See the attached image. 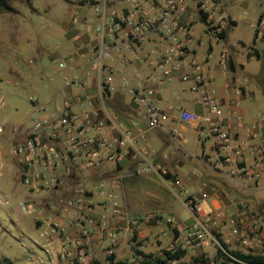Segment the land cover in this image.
<instances>
[{
    "label": "built area",
    "instance_id": "1",
    "mask_svg": "<svg viewBox=\"0 0 264 264\" xmlns=\"http://www.w3.org/2000/svg\"><path fill=\"white\" fill-rule=\"evenodd\" d=\"M74 1L78 12L65 32L76 46H83L80 57H84L87 66L75 64L77 57L72 55L56 62L58 71H69L62 77L58 90L61 105L49 108L46 103L31 99L29 133L13 150L21 167L24 193L60 194L57 217L59 212L75 214L73 222L66 226L52 221L40 236L54 242L55 238L69 240V234L73 233L78 237L74 241V259L90 264L91 257L84 250L82 238L93 228L107 230L105 258H111L117 232L108 230L106 223L110 218L121 217L124 230L131 238L164 242L168 252H201L213 246L231 257L213 233L220 229L221 214L205 212L196 200H185L184 206L191 213L192 221L183 224L173 216L128 213L119 195L113 192L123 188V178L119 175L98 178L92 188L77 183L84 173L96 174L103 163L117 166L129 149L136 150L130 129L120 124L109 128V120L99 118L97 106L105 110L107 99L115 94L128 98L148 130L161 129L170 119L183 124L194 123L202 136L215 139L219 160L232 164L247 179L264 176L261 167L264 149L260 142L262 118L256 117L245 126L244 137L225 127L220 116L221 100L214 86V67L209 65L213 54L207 53L201 61L189 46L195 18L215 37L223 33L227 17L219 0ZM256 28L257 34L262 35L264 13ZM217 65L228 71L226 50L218 54ZM175 81L187 85L185 90L194 96L202 108L201 114L174 107L160 97L164 88ZM235 119L237 126L242 127V118L236 116ZM130 126L136 127L137 121L131 120ZM144 132H140L142 139ZM246 150L249 158L245 156ZM255 167H260L258 173ZM157 169L139 152L136 174ZM175 184L180 186L178 182ZM93 196L100 199L96 208L90 201ZM18 207L27 215L39 210L27 201H20ZM42 207L40 212L48 208ZM51 209L57 211L54 206ZM240 212L242 219L245 210ZM160 221L164 228H157ZM230 233L243 246L250 243L238 228ZM143 261L144 258L137 255L130 263L146 264Z\"/></svg>",
    "mask_w": 264,
    "mask_h": 264
},
{
    "label": "crops",
    "instance_id": "2",
    "mask_svg": "<svg viewBox=\"0 0 264 264\" xmlns=\"http://www.w3.org/2000/svg\"><path fill=\"white\" fill-rule=\"evenodd\" d=\"M220 7L227 17V24L224 27L223 33L215 37L210 30H207L202 25V28L197 30L199 22L195 18L193 22V36L190 43L191 50L197 55L199 60L203 61L207 53L213 54L209 65L213 66L214 86L218 91L221 100L220 116L223 125L232 132H238L241 136H245V126L256 117H261L262 133L261 145L264 149V102L263 88L261 83L253 80L251 75L245 72V63L248 60H260L264 55V51L258 50L260 56L250 55L251 48L244 50L242 41L235 37L230 43L229 33L237 26L234 9L236 8V0H219ZM257 20L251 24L254 29L253 44L262 40L261 35L257 34ZM64 42H62V56L57 57L52 55L49 57V62L54 65L53 71L32 72L25 74L24 69L19 66L22 63L28 67H34L35 62L27 59L28 52L33 48L28 46L13 45V89L7 91V96L17 99H23L30 108L31 99L41 103H46L49 108L60 107L61 98L58 90L62 85V77L68 74V70L58 71L56 62L66 59L68 56L77 57L75 64L87 66L83 54V46H76L69 39V35L64 31ZM256 49V48H255ZM226 50L229 56L228 71L222 70L217 65L218 54ZM45 50L38 52L45 54ZM9 60L6 50L1 49L0 45V62ZM142 68V67H140ZM35 69V68H33ZM144 69V68H143ZM11 83V82H9ZM50 85L51 89L48 96L38 98L47 89L45 86ZM187 85L175 81L171 85L164 88L160 97L167 104L174 107H180L195 113H202V108L196 103L192 96L185 88ZM3 97V95H2ZM31 110V109H30ZM99 118L109 120V128H114V125H123L130 129L131 135L136 143V150H128L126 158L117 166L111 163H103L96 174L84 173L77 181L78 184L92 188L93 183L101 177L109 175H119L123 178L122 190H114V194L119 195L120 203L125 210L130 214L147 213L157 216H173L183 224H188L192 221L191 213L184 206L187 198H191L200 203L205 212H219L223 219L229 218L233 210L240 206L248 209L247 206H262L264 204V176H259L256 180L247 179L241 172L236 171L232 164L224 163L218 159V149L215 145V139L209 136H202L194 123L183 124L178 120L170 119L163 128L148 130L144 119L135 112L128 98L120 95H112L106 101L105 110L98 108ZM30 115V114H29ZM242 118V127H238L235 117ZM137 121L136 127L130 126L131 120ZM31 125L24 129L23 126H16V144L21 142L29 133ZM145 131V138H140V132ZM255 149V147H253ZM13 150L11 155L13 157ZM139 152L143 157L154 166L158 167L156 172L146 174H136L137 162L139 160ZM246 158H249V151H245ZM13 161V160H12ZM13 165V164H12ZM18 167V173H21V168ZM264 168V164L261 165ZM255 173L260 171V167L254 168ZM163 175L169 176V179L163 178ZM18 179L21 182L19 175ZM3 174L0 172V189L2 188ZM178 182L180 186L176 185ZM25 200L28 203H34L40 208L47 206L43 212L39 210L29 214L35 216V225L40 232L49 228L52 221L66 226L73 222L74 213H58L61 195L50 192H38L33 194H25ZM90 201L93 207L96 208L100 199L93 196ZM140 201L149 203L146 211H132L130 204H140ZM175 203H180L184 210L189 214L187 219H180L178 211L174 210ZM57 208L53 211L51 207ZM86 209L83 211L84 213ZM54 212V213H53ZM54 215V216H53ZM247 215V214H246ZM256 219L259 216L250 215ZM246 217H243L245 220ZM106 226L108 230L117 232L116 245L114 254L111 258H105V249L108 245L107 230L93 228L89 234L82 238L85 244V252L91 257L90 264H131L132 258L138 256L154 255L161 260L166 259L165 243H153L151 241H142L137 238H131L124 230V222L121 217L110 218ZM164 223L160 221L157 228H164ZM69 240L65 238H55L54 242L47 238H38V246L43 254L46 255L48 264H85L74 259L76 250L74 241L78 238L73 233ZM208 249L204 250V252ZM33 260L26 261V264H32L38 261L39 264H45V257H38L36 254ZM62 255L63 257H60ZM188 252L179 260L169 261L167 264H178L189 259ZM6 258L0 251V260ZM10 260V259H9ZM15 264V261H12ZM18 264V263H17Z\"/></svg>",
    "mask_w": 264,
    "mask_h": 264
},
{
    "label": "rangeland",
    "instance_id": "3",
    "mask_svg": "<svg viewBox=\"0 0 264 264\" xmlns=\"http://www.w3.org/2000/svg\"><path fill=\"white\" fill-rule=\"evenodd\" d=\"M30 2L31 7L23 1L13 0L9 4L14 12H0V45L2 50H6L9 58L0 62V172L3 174L0 189V251L5 257L15 261V264H26V261L34 259L33 254L41 258L46 255L43 256L40 248L37 247L40 242L38 238L40 230L35 225V216L22 213L18 207L19 202L26 197L18 179V175L19 178L21 177L17 167L18 165L20 167V164L14 154L12 157L11 150L17 146L16 126L21 125L26 129L31 125L29 115L31 108L23 99L7 96V91L13 89L15 76L13 60H11L13 45L33 48L28 52L27 59L34 61L35 66L28 67L25 63L19 65L24 69L25 74L30 75L34 71L38 73L53 71L54 65L49 62V57L62 56L63 32L67 30L71 19L78 12L74 0H30ZM263 11L264 0H236L234 13L237 26L230 31L228 41L232 43L234 38L238 37L244 45V50L251 48V55L257 52L260 56L258 50L264 51V43L257 41L253 44L254 29L251 24ZM202 25V22H199L197 30L202 28ZM261 37L264 40V32ZM43 49L46 51L45 54L38 55ZM244 63L245 72L251 75L253 80L261 83L264 91V56L260 60L252 59ZM45 88L47 90L38 95V98L42 99L49 95L51 86L47 85ZM262 99L264 102V93ZM148 207L149 203L146 201H140V204L136 205L130 204L132 211L144 212ZM247 207L246 210L243 206L235 208L232 218L220 221V229L217 228L213 233L229 254L241 251L264 256V204ZM173 209L178 211L180 219L188 218L189 214L180 203H175ZM241 210H245V220L240 218ZM234 228L245 234L250 241L247 246H243L236 237L230 236ZM207 249L206 252L204 250L188 252L189 259L178 264H230L218 255L215 247L211 246ZM44 262L48 264L47 259ZM71 262L75 264V261ZM32 264L39 262L34 261Z\"/></svg>",
    "mask_w": 264,
    "mask_h": 264
},
{
    "label": "trees",
    "instance_id": "4",
    "mask_svg": "<svg viewBox=\"0 0 264 264\" xmlns=\"http://www.w3.org/2000/svg\"><path fill=\"white\" fill-rule=\"evenodd\" d=\"M13 0H0V12L12 13L14 9L10 6L9 2ZM25 2L29 7H31L30 0H20ZM251 55V54H250ZM256 58L259 57L257 52H255ZM163 178L169 179V176L163 175ZM166 259L161 260L154 255H146L143 256L144 263L146 264H167L169 261L179 260L181 259L185 252L182 250H177L174 253L165 252ZM218 255L222 257L223 260H226L230 264H264V256L262 255H254L250 252L244 253L241 251L230 253L231 257H227L223 255L220 251H218ZM0 264H12L9 259L3 258L0 260Z\"/></svg>",
    "mask_w": 264,
    "mask_h": 264
}]
</instances>
